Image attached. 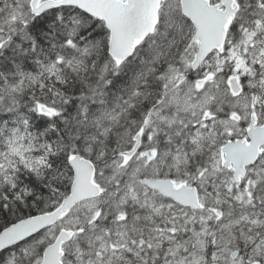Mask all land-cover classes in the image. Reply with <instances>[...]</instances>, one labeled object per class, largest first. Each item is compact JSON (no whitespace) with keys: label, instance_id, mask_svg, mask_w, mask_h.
<instances>
[{"label":"snow or ice","instance_id":"6c2138e0","mask_svg":"<svg viewBox=\"0 0 264 264\" xmlns=\"http://www.w3.org/2000/svg\"><path fill=\"white\" fill-rule=\"evenodd\" d=\"M0 264H264V0H0Z\"/></svg>","mask_w":264,"mask_h":264}]
</instances>
